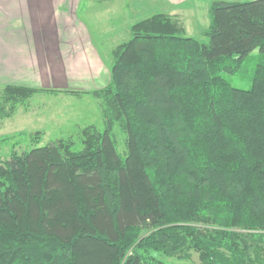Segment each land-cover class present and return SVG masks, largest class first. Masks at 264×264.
Wrapping results in <instances>:
<instances>
[{
    "label": "trees",
    "instance_id": "obj_1",
    "mask_svg": "<svg viewBox=\"0 0 264 264\" xmlns=\"http://www.w3.org/2000/svg\"><path fill=\"white\" fill-rule=\"evenodd\" d=\"M210 19L208 42L176 14L136 21L101 89L2 87L0 118L37 91L91 92L106 128L83 127L80 150L20 134L33 146L0 162V264H164L191 248L202 264H264V63L248 89L221 73L264 52V0L215 1Z\"/></svg>",
    "mask_w": 264,
    "mask_h": 264
},
{
    "label": "rangeland",
    "instance_id": "obj_2",
    "mask_svg": "<svg viewBox=\"0 0 264 264\" xmlns=\"http://www.w3.org/2000/svg\"><path fill=\"white\" fill-rule=\"evenodd\" d=\"M160 8L161 6L157 0H83L76 17L81 23L86 25L94 46L96 45L103 52L105 63L111 69L114 62L113 52L119 44L131 38L133 23L152 14L165 12ZM2 9H0V22L15 24L14 15L6 14V11ZM171 14H176L184 20L188 35L197 37L202 42L209 41V37L204 34L206 28H204L203 23L206 24V20L201 23L198 15L188 13L183 15L175 11ZM80 25L78 26L80 27ZM78 26L77 31H81ZM2 29L4 31V28ZM17 30L19 32L22 31L19 25H15L13 29L7 26L8 34ZM25 33L26 30L24 35ZM46 35L50 36V34ZM35 37L32 39L34 40ZM80 58L76 56L72 59L64 60L61 57L58 62H55L56 64L53 68L47 70L46 74H58L60 76L68 73L70 77L75 76L73 79L77 82L83 78H89L93 74L88 69L90 63ZM260 63H264V52L260 49H255L244 59L242 66L237 72L222 71L221 73L234 86L248 89L252 85L255 70ZM4 66L6 64L0 58V72L3 71V74H6L5 70H7L9 73L10 68L7 69ZM77 73L80 75L76 77ZM1 82L0 90L5 84H8L2 80ZM48 88L58 90L74 89L64 86L47 87L45 89ZM81 89L83 91L89 90ZM89 125L100 129L106 128L104 101L102 99L96 98L91 92L70 94L64 91H37L23 104L19 105L12 116L0 118V162L8 158L14 148L18 152H22L24 149L33 146L30 141L20 136L21 133L28 134L41 131L43 139L39 145H46L58 138L73 136L76 141L74 149L80 150L83 147L80 138L81 130ZM113 132L117 139L118 152L125 158L127 155V134L118 124L114 126ZM14 142L17 144H14ZM144 234L143 237L147 235V233ZM255 241L264 246V236L257 238ZM172 251L173 253L163 252L159 254L164 264H202L199 253L192 248L187 250V252L184 250L182 255L178 254L175 249Z\"/></svg>",
    "mask_w": 264,
    "mask_h": 264
},
{
    "label": "crops",
    "instance_id": "obj_3",
    "mask_svg": "<svg viewBox=\"0 0 264 264\" xmlns=\"http://www.w3.org/2000/svg\"><path fill=\"white\" fill-rule=\"evenodd\" d=\"M82 1L0 0V9L4 8L2 10L6 14L15 17V24L0 22V58L6 64L4 68H10L9 73L7 70L6 74L0 72V82L45 88H84L88 91L105 87L110 81L111 69L105 63L103 52L94 46L86 25L76 17ZM215 1L246 0H157L160 9L166 13L176 11L183 15H198L201 23L206 20V24L203 23L206 29L210 25L211 6ZM15 25H19L22 31L8 34L7 26L13 29ZM77 26L81 31H77ZM76 56L90 63L88 69L93 74L89 78L77 82L73 79L75 76L70 77L68 73L60 76L46 74L61 57L68 60Z\"/></svg>",
    "mask_w": 264,
    "mask_h": 264
}]
</instances>
